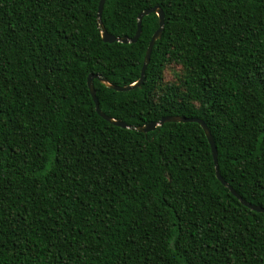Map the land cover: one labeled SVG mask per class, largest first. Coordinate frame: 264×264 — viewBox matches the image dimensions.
Returning <instances> with one entry per match:
<instances>
[{
    "label": "trees",
    "instance_id": "obj_1",
    "mask_svg": "<svg viewBox=\"0 0 264 264\" xmlns=\"http://www.w3.org/2000/svg\"><path fill=\"white\" fill-rule=\"evenodd\" d=\"M98 2L0 0V264H264V213L199 123L97 114L87 76L136 82L158 27L105 42ZM154 6L141 86L93 78L99 108L202 119L264 207V0H105L101 21L132 37Z\"/></svg>",
    "mask_w": 264,
    "mask_h": 264
},
{
    "label": "water",
    "instance_id": "obj_2",
    "mask_svg": "<svg viewBox=\"0 0 264 264\" xmlns=\"http://www.w3.org/2000/svg\"><path fill=\"white\" fill-rule=\"evenodd\" d=\"M104 2H105V0H99V2H98L96 23H97V27L100 30L101 38L105 42H114V41L122 42V43L136 42V40L139 37L140 32H141V20H142L143 16H145L149 13H152V12L156 13V15L158 16V27L154 31V33L152 34V36L148 42V45L146 47L145 54L143 57L142 66L140 68L139 78L136 82H134L132 84L120 86V85L111 84L105 78L99 77L96 74H89L87 76V86H88L89 92L92 96V99L94 101V106H95V110H96L97 114L100 115L103 119L111 122L114 125L121 126L123 128L134 129V130L139 131V132H148V131L154 130L157 126H161L163 123L169 122V121H177V122L190 121V122L199 123L200 126L202 127V129L204 130L205 136L209 142L211 152H212V156H213V161L215 164V172H216V176H217L218 180H220V182L224 186H226L230 190V192L240 200V202L243 205H245V206L249 207L250 209L255 210L257 212H263L264 213V207L252 204V203L246 201L245 199H243L220 175L219 170H218V164H217L216 146L214 144L212 135H211L206 123L202 119L197 118V117L167 115V116L161 117L158 121H151V122H148V123L143 124V125L133 126V125H128L124 121L111 118L110 116H108L102 112V110L99 108V105H98V100H97L95 89L93 86V78L97 77L99 79V81H101L103 84H105L106 86H109V87H111L117 91H125V90L132 89L134 87H140L143 80H144L145 70H146L147 64L150 60L152 47L154 45V42L161 37L162 31H163V26H164V13H163L162 9L158 6H154L151 8L144 9L138 14V16H137V28H136V31L132 37H128L126 35H122V36L112 35V34L107 32L106 28L104 27V25L101 21V13H102V8L104 5Z\"/></svg>",
    "mask_w": 264,
    "mask_h": 264
},
{
    "label": "rangeland",
    "instance_id": "obj_3",
    "mask_svg": "<svg viewBox=\"0 0 264 264\" xmlns=\"http://www.w3.org/2000/svg\"><path fill=\"white\" fill-rule=\"evenodd\" d=\"M171 75H172L171 70L170 69H167L166 78H170Z\"/></svg>",
    "mask_w": 264,
    "mask_h": 264
}]
</instances>
